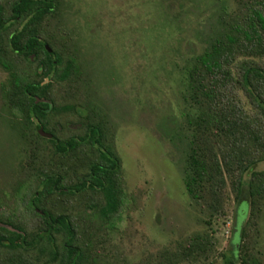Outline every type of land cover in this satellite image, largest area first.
Masks as SVG:
<instances>
[{"label":"trees","instance_id":"1","mask_svg":"<svg viewBox=\"0 0 264 264\" xmlns=\"http://www.w3.org/2000/svg\"><path fill=\"white\" fill-rule=\"evenodd\" d=\"M237 4L238 11L181 71L180 93L188 108L183 185L209 217L224 215L228 192L239 202L245 173L264 161V0ZM58 5L0 0V67L6 72L0 96L31 148L27 169L17 172L10 192L12 206L3 199L8 192H0V264H96V242L115 227L125 202L120 161L106 142L104 125L80 119L82 132L65 126L62 115L75 105H57L52 94L53 79L70 80L80 70L48 29ZM55 123L65 127V136ZM39 127L50 137L40 135ZM247 191L252 217L264 200V170L252 171ZM214 245L212 233L193 234L169 264H197ZM238 249L242 263H257L246 256V243Z\"/></svg>","mask_w":264,"mask_h":264},{"label":"rangeland","instance_id":"2","mask_svg":"<svg viewBox=\"0 0 264 264\" xmlns=\"http://www.w3.org/2000/svg\"><path fill=\"white\" fill-rule=\"evenodd\" d=\"M58 2L48 29L80 64L70 80H52L57 105H75L62 122L82 132L80 119L100 120L119 158L125 189L115 227L96 242V264H169L179 244L205 231L215 245L197 264H227L226 259L247 264L238 249L243 242L246 256L264 264V200L251 217L247 191L252 171L264 170V161L245 173L238 203L228 192L224 215L209 217L199 210L183 185L188 108L180 93L181 71L238 11L237 0ZM5 79L0 67V84ZM54 126L66 135L65 127ZM30 149L0 96V192H8L3 199L9 206ZM50 157L46 149L45 158Z\"/></svg>","mask_w":264,"mask_h":264},{"label":"water","instance_id":"3","mask_svg":"<svg viewBox=\"0 0 264 264\" xmlns=\"http://www.w3.org/2000/svg\"><path fill=\"white\" fill-rule=\"evenodd\" d=\"M45 47L47 48L48 51H51V49L48 47L47 44L45 45ZM31 58H33V56H31ZM47 81H48V78L46 77V78L44 79V81L42 82V84L46 83ZM40 100H41V99H40L39 97H35V101H36V102H38V101H40ZM43 101H45V100H43ZM38 133H39L40 135L44 136V137H50V134L47 133V132H45V131H43L41 127L38 128Z\"/></svg>","mask_w":264,"mask_h":264}]
</instances>
